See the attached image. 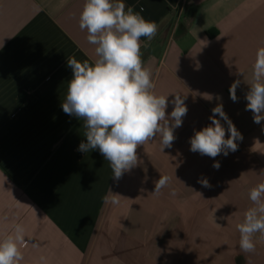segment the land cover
<instances>
[{"label": "crops", "instance_id": "1", "mask_svg": "<svg viewBox=\"0 0 264 264\" xmlns=\"http://www.w3.org/2000/svg\"><path fill=\"white\" fill-rule=\"evenodd\" d=\"M123 2L157 24L151 41L140 38L141 60L154 94L168 96L166 116L176 94L188 111L170 148L157 135L117 180L98 149L77 150L84 121L61 106L67 58L98 59L79 27L85 0H0V240L23 225L20 264H264V238L256 233L255 252L245 253L237 229L254 206L250 190L264 182V121L246 110L264 0ZM23 93L35 101L26 106ZM217 105L242 139L212 158L191 151L190 139ZM161 175L170 184L153 194ZM114 194L118 203L104 202Z\"/></svg>", "mask_w": 264, "mask_h": 264}, {"label": "clouds", "instance_id": "2", "mask_svg": "<svg viewBox=\"0 0 264 264\" xmlns=\"http://www.w3.org/2000/svg\"><path fill=\"white\" fill-rule=\"evenodd\" d=\"M142 12L143 8L134 11L123 0H85L79 27L87 31L88 43L96 46L98 59L90 64L88 60L78 61L75 56L67 58L72 78L61 106L67 115L84 121L86 142L82 141L77 150L87 153L98 149L110 163L117 180L137 166V148L157 135L161 137L162 151L170 148L175 139L174 129L182 126L188 111L184 98L176 94L171 101L174 108L170 116H166L168 96H157L152 91L155 84L151 71L142 66L140 38L151 41L158 29ZM253 70L254 83L246 96V110L253 113L254 123L259 124L264 121V47L256 51ZM238 84L239 81L234 82L229 89L234 102ZM212 112L211 124L196 131L190 139V150L212 158L221 153L227 156L229 151L237 150L235 141L242 137L222 105H217ZM217 114L228 124V138ZM169 120L173 121L171 126ZM213 167L219 169V162ZM170 181L171 177L161 175L155 182L153 194H159ZM198 182L210 187L206 179ZM175 194L172 190L171 195ZM249 198L254 206L245 212L237 229L241 250L254 253V235L259 233L264 238V182L250 190ZM103 200L118 203L115 194ZM24 233L23 225L17 223L13 232L0 240V264H20L23 256L19 246L26 243ZM40 261L46 264L44 257H40Z\"/></svg>", "mask_w": 264, "mask_h": 264}, {"label": "trees", "instance_id": "3", "mask_svg": "<svg viewBox=\"0 0 264 264\" xmlns=\"http://www.w3.org/2000/svg\"><path fill=\"white\" fill-rule=\"evenodd\" d=\"M21 99L23 100L26 106L31 105L35 101V98L33 96L24 93L21 95Z\"/></svg>", "mask_w": 264, "mask_h": 264}]
</instances>
